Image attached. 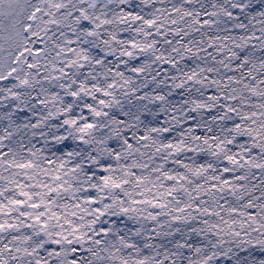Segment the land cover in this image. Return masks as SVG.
I'll list each match as a JSON object with an SVG mask.
<instances>
[{
	"label": "snow or ice",
	"instance_id": "6c2138e0",
	"mask_svg": "<svg viewBox=\"0 0 264 264\" xmlns=\"http://www.w3.org/2000/svg\"><path fill=\"white\" fill-rule=\"evenodd\" d=\"M0 264H264V0H0Z\"/></svg>",
	"mask_w": 264,
	"mask_h": 264
},
{
	"label": "rangeland",
	"instance_id": "374dc122",
	"mask_svg": "<svg viewBox=\"0 0 264 264\" xmlns=\"http://www.w3.org/2000/svg\"><path fill=\"white\" fill-rule=\"evenodd\" d=\"M133 63H139L138 61L137 62H133ZM155 67V66H154ZM164 67H168L167 65H165ZM128 75H131V73H126ZM171 74V73H170ZM144 91H149V89H145ZM174 100H179L180 99V96L179 95H175L173 97ZM171 166V165H170Z\"/></svg>",
	"mask_w": 264,
	"mask_h": 264
}]
</instances>
